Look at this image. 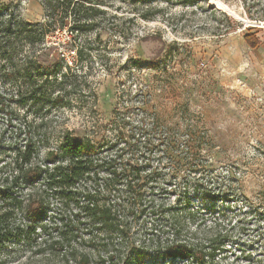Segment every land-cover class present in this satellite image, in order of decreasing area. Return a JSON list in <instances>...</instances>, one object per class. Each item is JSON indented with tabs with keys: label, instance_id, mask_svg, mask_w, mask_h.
I'll return each mask as SVG.
<instances>
[{
	"label": "trees",
	"instance_id": "obj_1",
	"mask_svg": "<svg viewBox=\"0 0 264 264\" xmlns=\"http://www.w3.org/2000/svg\"><path fill=\"white\" fill-rule=\"evenodd\" d=\"M41 2L43 23L24 22L7 9L0 18L3 48L9 50L12 38L23 45L18 74L17 66L11 70L13 83L7 87L0 80L1 131L10 133L0 160V251L24 242L36 243L38 255L50 253L74 264H149L154 253L175 260L172 264H236L227 258L245 216L236 220L238 212L230 204L217 206L218 197L229 193L224 183L234 180L225 175L215 182L206 153L210 142L200 124L183 116L167 118L157 86L148 78H129L122 95L126 99L121 98L126 104L91 135L78 137L52 121L48 132L44 117L40 122L29 118L31 108L46 97L50 113L65 107L64 97L81 88V75L65 53L60 58L58 47L50 75L42 72V57L50 56L45 51L50 48L40 54L33 49L28 55V50L64 29L67 18L73 19L72 31H83L86 13L100 11L86 8L84 0ZM245 38L253 48L261 43L254 35ZM75 52L82 57V48ZM139 95L143 100L135 101ZM48 207L45 222L38 214ZM252 207L253 215L260 213L259 204ZM19 212L27 216L15 217Z\"/></svg>",
	"mask_w": 264,
	"mask_h": 264
},
{
	"label": "rangeland",
	"instance_id": "obj_2",
	"mask_svg": "<svg viewBox=\"0 0 264 264\" xmlns=\"http://www.w3.org/2000/svg\"><path fill=\"white\" fill-rule=\"evenodd\" d=\"M84 1L86 8L92 5L100 11L86 13L83 31H72L73 19L67 18L64 29L54 30L45 44L28 50L29 55L33 49L40 54L50 48L45 50L50 56L42 57V72L50 75L53 67L49 64L57 54L54 47H58L60 58L65 53L73 71L81 75V88L64 97L65 107L51 113L50 97L44 98L42 104L31 108L29 118L40 122L44 117L48 132L52 121L78 137L91 135L126 104L121 98L131 84L129 78H148V83L157 86L158 103L170 114L167 118L183 116L186 122L200 124V133L210 142L206 153L215 182L225 175L234 180L224 183L223 189L229 193L217 199L218 208L230 204L238 212L236 220L245 216L244 229L232 241L233 254L227 260L264 264V0ZM214 1L226 8H219ZM6 9L24 22L46 20L41 0H0V18L7 16ZM247 34L259 38L260 45L249 46ZM4 42L0 37V80L4 78L10 87L11 70L17 66L18 74L23 45L12 38L5 50ZM78 47L82 48L81 58L75 52ZM132 88L136 90V85ZM186 108L189 112L183 113ZM20 112L24 114L23 109ZM1 130H5L2 121L0 160L10 142V133ZM253 204L261 206L260 213L252 214ZM39 214L48 221L50 207ZM25 216L24 212L15 215ZM36 250V243L8 246L0 251V264H74L50 257V253L38 255ZM174 261L158 253L148 259L149 264Z\"/></svg>",
	"mask_w": 264,
	"mask_h": 264
},
{
	"label": "bare ground",
	"instance_id": "obj_3",
	"mask_svg": "<svg viewBox=\"0 0 264 264\" xmlns=\"http://www.w3.org/2000/svg\"><path fill=\"white\" fill-rule=\"evenodd\" d=\"M215 5H217L219 8H226V6L220 2V1H214ZM262 25L264 26V22L262 23Z\"/></svg>",
	"mask_w": 264,
	"mask_h": 264
}]
</instances>
